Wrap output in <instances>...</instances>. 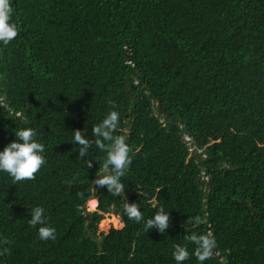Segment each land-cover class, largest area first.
Masks as SVG:
<instances>
[{"label":"trees","instance_id":"1","mask_svg":"<svg viewBox=\"0 0 264 264\" xmlns=\"http://www.w3.org/2000/svg\"><path fill=\"white\" fill-rule=\"evenodd\" d=\"M12 4L20 31L0 44V150L33 125L46 162L16 184L0 172V264H176L172 246L191 252V233L215 241L203 264H264V0ZM113 107L132 156L116 196L93 183L105 151L80 158L71 142L75 129L91 139ZM125 201L144 217L164 205L169 227L145 229ZM38 204L54 239L28 223ZM107 213L123 226L98 234Z\"/></svg>","mask_w":264,"mask_h":264},{"label":"clouds","instance_id":"2","mask_svg":"<svg viewBox=\"0 0 264 264\" xmlns=\"http://www.w3.org/2000/svg\"><path fill=\"white\" fill-rule=\"evenodd\" d=\"M14 7L12 0H0V44L7 45L17 37L20 29L13 19ZM119 111L113 107L102 119L92 125L91 139L86 134L87 129H75L72 131V143L78 151V156L83 158L89 152L90 147L95 144L99 149L105 151L106 155L103 167L98 171L93 183L96 186H107V189L114 196L124 192V183L121 177L125 175L128 166L131 164V147L126 142V135L116 134L115 130L119 124ZM14 139L8 142L0 150V172H6L11 177L12 184L18 181L32 179L37 171L46 162L45 143L37 136L35 126L26 125L24 127H15ZM108 142V143H106ZM92 160H85V164L90 168ZM97 204L94 197L89 196L85 199V206L91 210ZM154 212L149 217H144L140 205L135 202L125 201L123 203V213L136 222H142L145 229L153 226L160 232H164L170 223V213L164 205L153 203ZM30 219L28 223L37 227L38 237L40 239H54L55 227L47 222L45 209L43 205H36L30 210ZM199 223V217L195 218ZM190 241L194 248L191 252L185 244H173L172 258L176 264H181L189 258L190 255L196 257V260L203 264V261L213 255L214 239L204 233H191L185 237ZM7 243L0 238V244ZM6 250V249H5Z\"/></svg>","mask_w":264,"mask_h":264},{"label":"rangeland","instance_id":"3","mask_svg":"<svg viewBox=\"0 0 264 264\" xmlns=\"http://www.w3.org/2000/svg\"><path fill=\"white\" fill-rule=\"evenodd\" d=\"M186 140H189V137H186ZM96 200H97V199H96ZM97 205H98V200H97V204H96L95 208L89 210V209L86 207V208H87V211H89V212H93V211H95L96 208H97ZM111 217H116V218H117V221H121V219H120L119 216H116V215L111 214V213H107V214H105V215H104V219H103V220L100 222V224H99V227H98V234L101 233V232H105V233H107L111 228H116V229H118V228H121V227L123 226L122 222H121V227H117L114 223L112 224V223L110 222V218H111ZM105 221H107V223L103 224V222H105Z\"/></svg>","mask_w":264,"mask_h":264},{"label":"water","instance_id":"4","mask_svg":"<svg viewBox=\"0 0 264 264\" xmlns=\"http://www.w3.org/2000/svg\"><path fill=\"white\" fill-rule=\"evenodd\" d=\"M186 132H188V130H186ZM189 137H191V135H189ZM200 149H202V148H200ZM86 219H88V216H86ZM91 226L92 225L90 224V227ZM117 227H121V221H118Z\"/></svg>","mask_w":264,"mask_h":264},{"label":"bare ground","instance_id":"5","mask_svg":"<svg viewBox=\"0 0 264 264\" xmlns=\"http://www.w3.org/2000/svg\"><path fill=\"white\" fill-rule=\"evenodd\" d=\"M95 208V207H94ZM94 208H92V209H94ZM110 222L113 224H116V222H115V219L113 218V219H110ZM105 223H107V221H105V222H103V224H105Z\"/></svg>","mask_w":264,"mask_h":264}]
</instances>
